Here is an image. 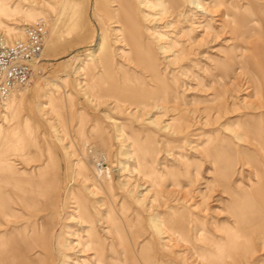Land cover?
<instances>
[{
  "label": "rangeland",
  "instance_id": "1",
  "mask_svg": "<svg viewBox=\"0 0 264 264\" xmlns=\"http://www.w3.org/2000/svg\"><path fill=\"white\" fill-rule=\"evenodd\" d=\"M129 2L125 43L113 0H0L58 43L0 107V264H264V0Z\"/></svg>",
  "mask_w": 264,
  "mask_h": 264
},
{
  "label": "bare ground",
  "instance_id": "2",
  "mask_svg": "<svg viewBox=\"0 0 264 264\" xmlns=\"http://www.w3.org/2000/svg\"><path fill=\"white\" fill-rule=\"evenodd\" d=\"M113 3H114V5L112 7H109L108 8L109 11H108V14H106V15H109L111 17L114 16L113 19L116 18V20L118 21L117 23L121 25V27H118V28H121V30H120L121 36H122L121 38L124 40L125 43H127V40H129V39L133 40L135 38V36H136L135 33L132 32V29H131V26H135L136 25L135 18H134L135 17L134 16V12H133V10L131 8V4H130L129 0H113ZM102 6H104V5H102ZM70 10H72V8L69 6L66 9V12H70ZM251 12H252V14L253 13L254 14L258 13L259 14L258 15L259 18L262 19L261 13L258 10H255L254 8H252L251 9ZM62 15H63V13H62ZM68 15H70V14H68ZM43 16H45V15H43ZM40 19H46V18L43 17V18H40ZM98 21L100 22V20H98ZM43 23L45 25V30H46L45 40H44V48H45V50L43 48V51L44 52L46 50L51 51L52 49H54L58 45L57 40L55 39V34L57 33V28H56L57 27L56 26L57 23H54L53 22V29L51 30L49 37H48V30H47L46 24H45V22H43ZM256 28H257V26L250 27L249 24H248V26L245 27L244 32L247 33L248 31H252V32L253 31H257ZM27 29H25L26 31L24 33V36L21 39H19V40H24L26 38ZM47 37H48V39H47ZM96 37H97V40H96L95 46H94L95 51L93 53V58L96 59V61H98V62L101 63L102 62V58L107 57L109 55L108 33H107L106 30H102V31L101 30H98L97 31V34H96ZM1 40H3V39H1ZM19 40H16V41H14L12 43H5V41L4 42L3 41H0V45L1 44L12 45V44H14L15 42H17ZM45 44H46V47H45ZM43 51L41 53V56L43 54ZM263 52L264 51H260V50L258 52V56H259V58L261 60H264V58L262 59V57H264V53ZM41 56H40V58L38 60H36V61H34L32 63V68H33V65L36 64L35 67H37L38 64H40V62H42L43 59H41ZM140 61H141L140 63L144 64L149 70H151L150 72L153 75L152 76L153 77V80L154 81H158L159 79L157 77L156 69L152 66V64L150 62L145 61V60H142V59ZM232 68H233V65H232ZM258 73L261 75L262 81L264 83V63L263 64H260L258 66ZM89 75L90 74H88V76ZM32 76H33V74H32ZM31 79H32V77H31ZM85 81H87V80H85ZM30 82H31V80L26 85L21 86V87H17V88H14L13 90H11V92L9 93V95L4 100V102H3V104L1 106H3V108L9 107L10 106L9 105V102L11 100L14 102V100H15L14 99V94L17 93V92H21L26 86H28V84ZM140 90L141 89H139V88L136 89L135 87L134 88L133 87L132 88L129 87V88H126L125 89V91L130 94V96L132 97V99L135 100L138 105H144L145 104V101H147L148 99H150L152 97H150L147 94L142 93V91H140ZM222 172H223V170H222ZM222 174H224V173H221V175ZM263 234H264V232H263ZM263 237H264V235H263Z\"/></svg>",
  "mask_w": 264,
  "mask_h": 264
},
{
  "label": "built area",
  "instance_id": "3",
  "mask_svg": "<svg viewBox=\"0 0 264 264\" xmlns=\"http://www.w3.org/2000/svg\"><path fill=\"white\" fill-rule=\"evenodd\" d=\"M45 34L44 23L38 21L27 29L24 40L0 45V107L11 90L31 80L32 63L41 56Z\"/></svg>",
  "mask_w": 264,
  "mask_h": 264
},
{
  "label": "crops",
  "instance_id": "4",
  "mask_svg": "<svg viewBox=\"0 0 264 264\" xmlns=\"http://www.w3.org/2000/svg\"><path fill=\"white\" fill-rule=\"evenodd\" d=\"M263 13H262V19H260L259 18V16L257 15V18H259L261 21H262V23H264V20H263ZM264 28V27H263ZM260 36H262L263 37V42H262V44H261V47H260V51H264V29H262V31H261V33L259 34ZM262 53V52H261ZM264 53V52H263ZM264 57H262V59H263ZM263 226H264V224H263ZM264 228V227H263ZM261 236L262 235H264L263 233H261L260 234ZM263 238V237H262ZM264 239V238H263Z\"/></svg>",
  "mask_w": 264,
  "mask_h": 264
}]
</instances>
